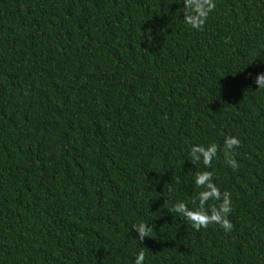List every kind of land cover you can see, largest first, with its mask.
Masks as SVG:
<instances>
[{"label": "trees", "instance_id": "obj_1", "mask_svg": "<svg viewBox=\"0 0 264 264\" xmlns=\"http://www.w3.org/2000/svg\"><path fill=\"white\" fill-rule=\"evenodd\" d=\"M183 3L0 0V264H264V0ZM228 135L239 168L191 160ZM203 171L230 232L171 212Z\"/></svg>", "mask_w": 264, "mask_h": 264}, {"label": "clouds", "instance_id": "obj_2", "mask_svg": "<svg viewBox=\"0 0 264 264\" xmlns=\"http://www.w3.org/2000/svg\"><path fill=\"white\" fill-rule=\"evenodd\" d=\"M184 7L188 9L185 15V23L193 29H202L209 14L215 9V0H184ZM255 83L259 90H264V73H259L255 77ZM258 90V91H259ZM241 141L238 136L228 135L224 138L222 149L215 143L207 146L194 144L189 152L192 161L202 162L205 168L212 165L213 159L218 151H223L224 160L233 170L239 168V163L235 158V150L240 146ZM195 164V163H194ZM196 165V164H195ZM196 187L203 189L198 193V204L190 208L183 201H176L172 205L171 212L178 214L187 224L199 231L209 225H218L225 232H230L233 224L228 219L232 211L231 194L227 191L221 192L213 181V174L210 171L197 172L194 176ZM209 201H218L219 204H210ZM196 203V201H193ZM138 232V240L141 242L145 237H149L152 226L144 221L136 223L133 228ZM134 264H145V253L140 251L134 256Z\"/></svg>", "mask_w": 264, "mask_h": 264}]
</instances>
